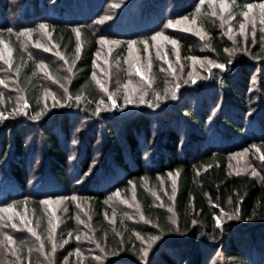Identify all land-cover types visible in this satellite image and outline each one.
<instances>
[{"label":"trees","instance_id":"obj_1","mask_svg":"<svg viewBox=\"0 0 264 264\" xmlns=\"http://www.w3.org/2000/svg\"><path fill=\"white\" fill-rule=\"evenodd\" d=\"M231 1L242 7L247 0ZM110 2L0 0V45L11 50V77L28 106L13 114L14 100L2 97L3 110L12 116L0 120V209L25 211L32 229L29 237L13 239L16 259L11 264H205L218 251L230 263L264 264V177L258 181L227 169L228 153L246 145L264 155L263 50H252L256 62L238 56L233 71L184 88L175 101L103 116L92 79L98 41L148 37L195 4L126 0L110 11ZM41 25L59 62H46L40 49L21 40ZM206 28V48L185 43L182 54L229 66L221 29L214 24ZM39 58L49 82L63 90L56 94L62 108L41 110L45 84ZM252 74L263 83L259 98L252 91ZM162 87L159 80V94ZM90 118L87 125L81 123ZM261 165L264 169V160ZM170 175L177 176L176 224L146 191L158 190L161 181L169 191ZM130 189L150 229L130 227L119 215L115 224L108 223V198L128 197ZM57 200L67 204L58 224L67 242L52 252L42 250L39 242L47 244L51 222L45 208ZM75 213L86 217L88 229L80 237L101 249L96 254L101 261L81 255L85 246L75 241ZM221 214L239 220L218 226ZM135 236L159 237L148 257L142 258Z\"/></svg>","mask_w":264,"mask_h":264},{"label":"rangeland","instance_id":"obj_2","mask_svg":"<svg viewBox=\"0 0 264 264\" xmlns=\"http://www.w3.org/2000/svg\"><path fill=\"white\" fill-rule=\"evenodd\" d=\"M126 0H111L109 8L114 11L122 6ZM194 6L186 10L183 14L176 13L174 17L169 19L161 30L152 33L148 37L139 40L120 41L100 39L98 41V53L94 59L92 79L100 94V104L98 112L103 116L105 113L118 112L121 114L129 113L134 108L146 107L156 108L159 103L175 101L181 90L187 87H193L198 82L208 80L213 75H221L228 71H233L236 67V59L238 56H244L249 60L256 62L251 52L254 48L260 47L264 52V24L261 23L262 12L260 5L264 3L261 0L244 1L242 7H235L231 0H223L227 4V9L223 12L220 8V2L217 0L215 4L209 0H193ZM253 7L249 9L247 5ZM240 8H243L240 11ZM247 12L245 17L242 13ZM215 13V15H213ZM186 18V19H184ZM177 21H180L177 23ZM254 21V23H253ZM169 22L172 26H169ZM244 24V29L241 31V24ZM207 24H214L219 27L227 40L225 52L230 60V65L219 67V63L210 59L207 56H189L182 54L181 45L192 43L199 46L202 50L209 44V33L206 28ZM156 33H161L162 36H168L169 40H163L157 37L153 40ZM50 35L45 28H38L37 32L32 34L24 33L21 40L26 47L32 50L40 49L47 57L45 59L50 62H59L57 48L50 43ZM177 41L174 47L170 40ZM106 42V43H105ZM129 42H133L129 45ZM31 50V51H32ZM11 50L8 46L0 45V120L7 119L10 113L4 111L5 104L2 97L14 100L15 110L13 114H19L22 110L27 109V104L19 93V89L12 80L10 73ZM43 59L39 58L38 72L41 74L45 84V96L41 104V110L49 112L62 108L56 94L63 93L60 87L49 82L48 75L42 63ZM44 61V60H43ZM137 68L140 69L142 75L137 73ZM239 69L236 68L235 72ZM159 80L163 83V92L159 94ZM252 91L259 98L263 92V83L256 75H251ZM143 92L144 103H140ZM109 97H112L110 100ZM131 100V103L128 100ZM264 100V98H263ZM260 100V103H263ZM99 114V113H98ZM75 116V115H74ZM18 117V115H17ZM92 122L90 120L81 123ZM101 130H99L98 141H101ZM228 173L230 174H245L254 177L258 181L264 177V169L261 165V155L253 146L246 145L237 151L228 153ZM253 170L255 175H253ZM169 191L165 188L161 181L159 189H150L146 187L153 204L167 214L168 220L172 224H176L174 213V200L177 192V176L170 175L168 177ZM109 212L107 213V221L109 224H115L116 216L124 221L130 227L150 229L147 221L144 219L138 202L134 196V192L130 189L128 197L120 195L110 196L107 200ZM75 210H78L79 204L75 203ZM66 202L55 201L48 203L45 210L47 218L51 225L49 226V234L47 244L39 242L42 250L54 252L56 249L65 246L64 237L59 233L60 227L59 217L66 213ZM74 207V208H75ZM79 207V208H78ZM62 213V214H61ZM49 215V216H48ZM217 219L220 220L219 225ZM86 217L83 214L75 213L74 233L75 241L78 240L83 244L80 248L81 255L88 256L90 260L101 261L97 258V253L101 250L95 245H89L87 240H83L80 235L87 231ZM239 220L235 215L221 214L216 218V224L222 226L230 221ZM31 230V231H29ZM32 229L29 225L27 214L23 210H18L12 207L0 209V264H11L16 259V251L14 249L13 239L18 234L29 237ZM11 238L9 241L8 238ZM139 237V236H137ZM136 238L137 245L141 251L142 258L148 257L158 243L159 237L152 239ZM82 239V240H81ZM31 241V240H30ZM48 247H46V246ZM32 246H37L32 244ZM47 249H46V248ZM15 263V262H14ZM205 264H234L230 263L218 251L214 256L209 257Z\"/></svg>","mask_w":264,"mask_h":264},{"label":"snow or ice","instance_id":"obj_3","mask_svg":"<svg viewBox=\"0 0 264 264\" xmlns=\"http://www.w3.org/2000/svg\"><path fill=\"white\" fill-rule=\"evenodd\" d=\"M201 2L203 3V0H201ZM209 2L210 3H212V4H215L216 2H217V0H209ZM219 2H220V8H221V11L223 12L224 10H226L227 9V4H225L224 2H223V0H219ZM247 7L249 8V9H251L253 6L251 5V4H249V5H247ZM260 8H261V12H262V17H261V23L262 24H264V3H262L261 5H260ZM245 17H247L248 16V13L247 12H244V13H242ZM213 15H215V13H213ZM184 19H186V18H184ZM180 21H177V23H179ZM253 23H254V21H253ZM169 26H172V23L171 22H169ZM41 28H43L44 26L43 25H41L40 26ZM244 24L242 23L241 24V31H243V29H244ZM77 35H79V33H77ZM157 37H160L161 39H163V40H169V37L168 36H162L161 35V33H156V35L155 36H153V40H155ZM106 43V42H105ZM132 43L133 42H129V45L131 46L132 45ZM170 43L175 47L176 46V44H177V41L175 40V39H171L170 40ZM38 67H40L39 65H38ZM219 67H223V65H219ZM71 69H69V71H70ZM137 73L138 74H140V75H142V73L140 72V69L139 68H137ZM0 83H3L2 81H0ZM140 95H141V100H140V103H144L145 101L143 100V92H141L140 93ZM77 99H79V97H77ZM109 99L111 100L112 99V97H109ZM128 102L129 103H131V100L129 99L128 100ZM2 113H0V117H2ZM39 117V113H37V115H36V117L35 118H38ZM261 159L262 160H264V155H262L261 156ZM256 173H255V171L253 170V175H255ZM72 199H75V197H72ZM45 203H48V201H45ZM11 206H9V208H10ZM219 223H220V220L219 219H217V224L219 225ZM29 231H31V230H29ZM138 239H139V237H137ZM9 239V241H11V238L9 237L8 238ZM153 240L154 239H156V237H153L152 238Z\"/></svg>","mask_w":264,"mask_h":264}]
</instances>
